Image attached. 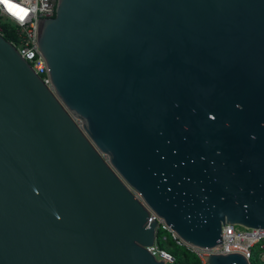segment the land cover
<instances>
[{
	"label": "water",
	"instance_id": "obj_1",
	"mask_svg": "<svg viewBox=\"0 0 264 264\" xmlns=\"http://www.w3.org/2000/svg\"><path fill=\"white\" fill-rule=\"evenodd\" d=\"M37 36L55 92L0 35V264H167L149 208L264 229V0H58Z\"/></svg>",
	"mask_w": 264,
	"mask_h": 264
},
{
	"label": "built area",
	"instance_id": "obj_2",
	"mask_svg": "<svg viewBox=\"0 0 264 264\" xmlns=\"http://www.w3.org/2000/svg\"><path fill=\"white\" fill-rule=\"evenodd\" d=\"M9 3L16 6L11 12L4 3H0V35L5 37L4 25L9 24V29L15 34V38L12 40L5 38L17 48L44 83L55 92L47 59L38 45L37 30L39 18L55 16L58 0H9ZM21 16L23 19H20ZM133 192L144 202L137 191L133 190ZM149 210L151 216L158 220V226L155 244L148 248L158 259L165 260L167 264H177V258L176 255L160 247L159 238L162 230L168 233L162 236L163 240L172 239L177 246L184 247L195 254L201 264H210L203 256L231 253L242 254L252 264L254 246L261 243V248L264 249V229L262 228H246L238 224L226 223L222 227V243L213 247H200L184 240L162 217L152 209L149 208Z\"/></svg>",
	"mask_w": 264,
	"mask_h": 264
},
{
	"label": "trees",
	"instance_id": "obj_3",
	"mask_svg": "<svg viewBox=\"0 0 264 264\" xmlns=\"http://www.w3.org/2000/svg\"><path fill=\"white\" fill-rule=\"evenodd\" d=\"M4 26L5 37L10 40L14 39L15 34L12 32V30L9 29V24H6ZM159 245L162 249L176 255L177 264H201L195 254L189 252L184 247L177 246L172 239H168L167 241H165L159 238Z\"/></svg>",
	"mask_w": 264,
	"mask_h": 264
},
{
	"label": "rangeland",
	"instance_id": "obj_4",
	"mask_svg": "<svg viewBox=\"0 0 264 264\" xmlns=\"http://www.w3.org/2000/svg\"><path fill=\"white\" fill-rule=\"evenodd\" d=\"M164 234H168L166 231H161L160 238L162 239V236ZM252 264H264V249L261 248V243H258L253 248V255L251 259Z\"/></svg>",
	"mask_w": 264,
	"mask_h": 264
},
{
	"label": "snow or ice",
	"instance_id": "obj_5",
	"mask_svg": "<svg viewBox=\"0 0 264 264\" xmlns=\"http://www.w3.org/2000/svg\"><path fill=\"white\" fill-rule=\"evenodd\" d=\"M0 3H4L10 12L14 7H16L15 5L9 3V0H0ZM21 11H23V9H21ZM20 19H23V16H21Z\"/></svg>",
	"mask_w": 264,
	"mask_h": 264
}]
</instances>
